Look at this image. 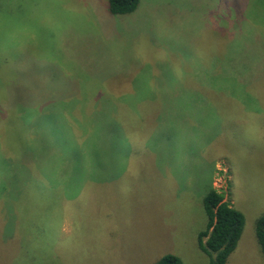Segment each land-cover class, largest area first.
<instances>
[{
	"label": "rangeland",
	"instance_id": "1",
	"mask_svg": "<svg viewBox=\"0 0 264 264\" xmlns=\"http://www.w3.org/2000/svg\"><path fill=\"white\" fill-rule=\"evenodd\" d=\"M211 188L264 264V0H0V264H208Z\"/></svg>",
	"mask_w": 264,
	"mask_h": 264
},
{
	"label": "trees",
	"instance_id": "2",
	"mask_svg": "<svg viewBox=\"0 0 264 264\" xmlns=\"http://www.w3.org/2000/svg\"><path fill=\"white\" fill-rule=\"evenodd\" d=\"M139 0H108V11L113 16L130 15L137 11ZM203 209L207 223L197 237L198 249L209 258L208 264H227L237 248L244 228L243 215L224 201L223 191L210 189L204 196ZM255 236L264 259V214L255 222ZM154 264H183L173 255H165Z\"/></svg>",
	"mask_w": 264,
	"mask_h": 264
},
{
	"label": "crops",
	"instance_id": "3",
	"mask_svg": "<svg viewBox=\"0 0 264 264\" xmlns=\"http://www.w3.org/2000/svg\"><path fill=\"white\" fill-rule=\"evenodd\" d=\"M76 168H84V167H83V166H76ZM230 202H231V201H230ZM231 203H232V202H231ZM231 203H230V204H231ZM242 234H243V232H242ZM241 236H242V235H241ZM240 240H241V239H240ZM240 240H239V242H240ZM239 242H238V245H239ZM238 245H237V247H238ZM236 250H237V248H236ZM236 250H235V251H236ZM235 251H234V252H235Z\"/></svg>",
	"mask_w": 264,
	"mask_h": 264
}]
</instances>
